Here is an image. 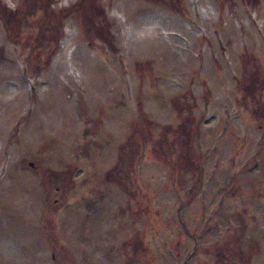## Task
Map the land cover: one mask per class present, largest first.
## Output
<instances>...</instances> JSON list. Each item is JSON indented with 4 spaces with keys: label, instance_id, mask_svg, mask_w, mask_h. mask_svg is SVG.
<instances>
[{
    "label": "rangeland",
    "instance_id": "rangeland-1",
    "mask_svg": "<svg viewBox=\"0 0 264 264\" xmlns=\"http://www.w3.org/2000/svg\"><path fill=\"white\" fill-rule=\"evenodd\" d=\"M52 8L0 0V264H264V0Z\"/></svg>",
    "mask_w": 264,
    "mask_h": 264
},
{
    "label": "bare ground",
    "instance_id": "bare-ground-1",
    "mask_svg": "<svg viewBox=\"0 0 264 264\" xmlns=\"http://www.w3.org/2000/svg\"><path fill=\"white\" fill-rule=\"evenodd\" d=\"M35 2H37V4H38V6L39 7H41L42 6V10H40V22L42 23L43 22V15L45 14V13H47V11H49V10H51V9H53L52 7H53V0H31V3L33 4V3H35ZM63 10H61V9H59V11L56 13V14H60L61 12H62ZM13 12H14V9L13 10H9V13H12L13 14ZM61 20H58V21H60L59 22V24L55 27V29H56V31H53V33H57V35L60 33L59 32V27H60V24H61V22H63V20L64 19H66L65 17L64 18H60ZM57 21V22H58ZM38 21H36L35 23H37ZM52 22H56V20L55 21H52ZM5 31H6V36H8L9 37V39H12L13 37H15V36H18L19 37V35H20V30H18L16 27H14V26H10V28H9V30H6L5 29ZM56 41V40H55ZM56 46H57V41H56ZM49 50L51 51V48H49ZM25 81H28L27 79L25 80ZM31 89V88H30ZM119 160V159H118ZM31 163V162H30ZM30 166H34L33 164L31 165V164H29Z\"/></svg>",
    "mask_w": 264,
    "mask_h": 264
},
{
    "label": "trees",
    "instance_id": "trees-1",
    "mask_svg": "<svg viewBox=\"0 0 264 264\" xmlns=\"http://www.w3.org/2000/svg\"><path fill=\"white\" fill-rule=\"evenodd\" d=\"M49 14H50V12L47 13L48 16H49ZM57 21H58V20H56V22H54V23H58V24H59L60 21H58V22H57ZM44 22H45V23H47V22L50 23V22H52V21H50L48 17H44L42 23H41L40 20H39L37 23H39V29H40V30L43 29V23H44ZM49 23H48L47 29H52L51 26L49 25ZM58 24H57V25H58ZM53 31H56V29L54 28ZM48 43H49V47H46L44 42H43V43H40V44H34V45L30 46V58H35V59L42 58V55H43L44 53H46V50H47V49L51 48V50H52V48H53V43H51V42H48ZM55 44H56V41H55ZM48 54H49V53H48ZM29 60H32V59H29ZM126 149H127V148H123V151H125ZM127 150H128V149H127ZM119 161H121V159H119Z\"/></svg>",
    "mask_w": 264,
    "mask_h": 264
},
{
    "label": "flooded vegetation",
    "instance_id": "flooded-vegetation-1",
    "mask_svg": "<svg viewBox=\"0 0 264 264\" xmlns=\"http://www.w3.org/2000/svg\"><path fill=\"white\" fill-rule=\"evenodd\" d=\"M48 12H50L49 16L47 15ZM57 12L54 11L53 9H51V10L47 11V13H45L43 15V18L44 17H48L50 21L61 20L60 19L61 17L64 18V17H67L68 16L69 10H63L59 15L56 14ZM14 13H15V11L13 12V14ZM10 16H12V17H10ZM39 20H40V15H39V18L36 21H39ZM9 21H10V23H12V26L15 27L16 24H17V21H18V17H15V15H12V13H11V15H9ZM25 66H27V64H25ZM55 192H58V188H56V191ZM54 201H55V199H54Z\"/></svg>",
    "mask_w": 264,
    "mask_h": 264
},
{
    "label": "water",
    "instance_id": "water-1",
    "mask_svg": "<svg viewBox=\"0 0 264 264\" xmlns=\"http://www.w3.org/2000/svg\"><path fill=\"white\" fill-rule=\"evenodd\" d=\"M32 165V163H30Z\"/></svg>",
    "mask_w": 264,
    "mask_h": 264
}]
</instances>
